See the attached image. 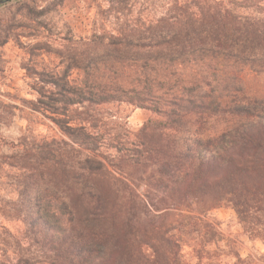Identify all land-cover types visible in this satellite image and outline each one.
<instances>
[{"label": "trees", "instance_id": "1", "mask_svg": "<svg viewBox=\"0 0 264 264\" xmlns=\"http://www.w3.org/2000/svg\"><path fill=\"white\" fill-rule=\"evenodd\" d=\"M101 1L113 32L63 39L64 69L38 74L63 138L14 147L21 228L0 226V264H219V208L264 246V0ZM111 104L156 119L104 154L91 113Z\"/></svg>", "mask_w": 264, "mask_h": 264}, {"label": "rangeland", "instance_id": "2", "mask_svg": "<svg viewBox=\"0 0 264 264\" xmlns=\"http://www.w3.org/2000/svg\"><path fill=\"white\" fill-rule=\"evenodd\" d=\"M52 0H13L0 5V226L11 232L21 228L20 224L7 215L9 204L17 200L16 181L19 173L9 166L19 149V142L30 137L36 139H62L59 130L53 125L54 116L47 106L45 96L51 90L39 81V73L51 74L65 67L63 39H89L92 35L113 32L114 20L105 19L100 13L105 8L101 0H80L56 9L43 17H35L33 12L47 7ZM49 45L48 53L38 51ZM47 51V49H45ZM61 54L60 58L57 54ZM80 74L72 72L70 82H78ZM43 79V78H42ZM79 109V108H77ZM81 111V109H79ZM97 125V132L104 134L101 152L112 154L106 147L113 137L123 140L127 133L139 129L147 120L156 117L149 112L125 104H111L99 107L91 113ZM107 145V146H106ZM8 217V219H7ZM206 220L218 225L221 242L209 248L214 256L222 254L219 264H233L232 254L250 264H264V246L259 241L250 242L233 214L227 208L213 210ZM179 218H169L167 226ZM185 249L184 253L189 254ZM191 264H218L216 260L201 263L189 258Z\"/></svg>", "mask_w": 264, "mask_h": 264}, {"label": "water", "instance_id": "3", "mask_svg": "<svg viewBox=\"0 0 264 264\" xmlns=\"http://www.w3.org/2000/svg\"><path fill=\"white\" fill-rule=\"evenodd\" d=\"M10 1H13V0H0V5H3V4L8 3Z\"/></svg>", "mask_w": 264, "mask_h": 264}]
</instances>
